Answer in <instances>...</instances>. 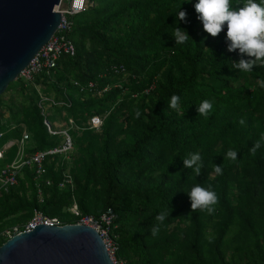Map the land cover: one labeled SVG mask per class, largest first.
<instances>
[{
  "label": "trees",
  "instance_id": "16d2710c",
  "mask_svg": "<svg viewBox=\"0 0 264 264\" xmlns=\"http://www.w3.org/2000/svg\"><path fill=\"white\" fill-rule=\"evenodd\" d=\"M90 2L72 17L76 55L62 56L50 73L32 81L16 79L0 95V147L25 130L30 152L60 144L62 137L50 134L44 123L37 84L70 101L64 107L83 127L80 139L78 129L70 130L75 145L69 160L55 155L40 180L34 179L35 169L26 167L19 184L0 193V221L25 213L30 218L19 223L24 227L37 209L68 224L79 219L70 210L74 202L95 216L112 207L117 256L128 264H218L204 254L199 230L219 217L221 241L239 220L250 236L221 264H264V141L255 155L249 151L264 135V88L256 83L264 79V68L240 73L229 66V59L241 57L238 50L227 51V27L209 36L197 18V0ZM180 9L186 10L187 22L177 21ZM176 26L188 32L187 43L176 45L171 33ZM115 66H124L126 73H115ZM75 80L96 82L97 90L82 92ZM106 86L107 91L96 93ZM174 94L180 97L179 112L168 106ZM205 99L212 103L206 117L197 111ZM94 115L103 116L100 130L90 128ZM229 149L237 152L235 160H225ZM16 150L17 145L1 165ZM78 152L82 157L75 166ZM196 152L203 161L198 176L183 166L184 158ZM217 164L222 174L212 176ZM67 170L74 185L62 188ZM25 181L28 188L20 191ZM196 184L217 193L212 214L191 211L185 190ZM161 212L167 214L163 222L155 219ZM187 220L199 227L184 230ZM153 227L159 229L155 236ZM3 231L0 246L7 240Z\"/></svg>",
  "mask_w": 264,
  "mask_h": 264
},
{
  "label": "water",
  "instance_id": "95a60500",
  "mask_svg": "<svg viewBox=\"0 0 264 264\" xmlns=\"http://www.w3.org/2000/svg\"><path fill=\"white\" fill-rule=\"evenodd\" d=\"M68 0H0V95L55 33ZM0 264H115L93 227L39 224L0 246Z\"/></svg>",
  "mask_w": 264,
  "mask_h": 264
},
{
  "label": "built area",
  "instance_id": "2783aa9c",
  "mask_svg": "<svg viewBox=\"0 0 264 264\" xmlns=\"http://www.w3.org/2000/svg\"><path fill=\"white\" fill-rule=\"evenodd\" d=\"M90 0H68L64 12L61 13L60 23L51 37V39L45 43L40 50L34 55L29 64L20 72L19 77L23 80L32 81L34 78L43 73H50L55 67H57L60 58L64 55L75 56L77 53V48L74 40L70 37V32L73 29V20L72 17L84 12L90 6ZM115 73H126V68L124 66L118 67L115 66ZM17 78V79H18ZM75 85L79 86L82 92L93 93L97 90V83L90 81L86 84H82L79 81L74 82ZM109 89V86H106L102 90H98L99 95L104 93ZM49 102L54 105L70 106V101H60L56 102L53 99H50L47 96H43L41 99L40 107L44 116V123L48 128L50 134L60 135L62 138L60 144L50 147L45 150H38L35 152H30L28 150V140L30 139V133L24 131L23 135L18 140H9L2 147H0V193L9 192L11 188L19 184V179L22 176L24 169L26 167L35 169V180H40L47 173L46 162L54 159L55 155H61L65 159H70V154L74 149V138L70 132L71 129L81 130L83 127H80L76 124L73 117H67V122L63 127L62 124L53 123L49 119V113L47 112L44 103ZM103 116L94 115L90 118L89 124L90 128L100 130L103 124ZM3 133L0 132V139L2 138ZM17 145V150L13 159L1 165V161L5 159L9 150ZM46 184H51L52 180L46 178ZM40 184V183H38ZM68 185H74L73 176L67 170L63 176V179L60 182V187L64 188ZM41 194V191H40ZM41 196V195H40ZM71 212L78 216V224H84L95 228L104 239L106 248L113 259L115 264H127V262L121 260L117 256V251L119 245L113 236L112 229L114 228L113 224L116 219V214L112 207L107 208L99 216L93 214H84L75 203L71 208ZM39 224L46 225H63L62 221L57 216H50L44 214L42 211L35 209L34 216L22 227L21 225H16L13 227L6 228L3 231V235L7 237V240L14 235L20 234L22 232H27L33 230Z\"/></svg>",
  "mask_w": 264,
  "mask_h": 264
},
{
  "label": "clouds",
  "instance_id": "9594fccd",
  "mask_svg": "<svg viewBox=\"0 0 264 264\" xmlns=\"http://www.w3.org/2000/svg\"><path fill=\"white\" fill-rule=\"evenodd\" d=\"M78 2H82V0H78ZM194 8L197 18L202 22L203 30L209 36L217 37L224 31L225 26L227 27V51L236 52L238 50L241 57L238 61L229 59L231 68L239 69L240 73H251L254 66L264 68V0H197ZM176 19L178 22H187L186 10L180 9L176 13ZM171 33L175 38L176 45L187 43L189 34L183 28L176 26ZM245 56L247 59L244 58ZM256 83L264 88V79H258ZM179 101V95L174 94L168 106L179 112ZM211 109L212 103L207 99L198 103L199 115L206 117ZM139 116L140 112L137 110L136 117L139 118ZM240 123L243 124L244 121L241 120ZM261 141H264V135L249 149L253 155L261 147ZM224 157L225 160H235L237 152L229 149ZM183 166L186 169H192L197 176L200 175L203 167L200 153H190L188 157L184 158ZM214 171L222 174L221 166L217 164ZM185 191L190 198L192 212L200 210L212 214L215 211L214 205L218 203V196L210 186L205 188L196 184ZM166 215L165 212H161L155 219L163 222ZM151 231L155 236L159 229L153 227Z\"/></svg>",
  "mask_w": 264,
  "mask_h": 264
},
{
  "label": "rangeland",
  "instance_id": "374dc122",
  "mask_svg": "<svg viewBox=\"0 0 264 264\" xmlns=\"http://www.w3.org/2000/svg\"><path fill=\"white\" fill-rule=\"evenodd\" d=\"M9 94H10V92H8L6 94V96L9 97ZM17 104L18 103H15L14 105H17ZM18 108H19V106H17L16 110ZM57 117H61V115L58 114ZM49 118H50V116H49ZM50 119L53 120V117H51ZM58 123L61 125L64 123V121L61 120V121H58ZM82 134H83V130H79L78 133H76V135H77L76 137L78 139H80L82 137ZM13 156H14V154L11 155V157H13ZM75 157H76V161H75L74 165L77 166L80 164V158L82 157V153L81 152L75 153L74 158ZM211 174H212V176H215L216 172L212 171ZM26 185L28 186L29 183L28 182L24 183V186H21L19 188V190L24 191L25 188H28ZM28 193H30V190L28 191ZM40 198H41V196H40ZM75 203L76 202H74V204ZM24 214L25 213H18L17 215L10 216L9 218H7L5 220L0 221V232H2L3 230H5L6 228H9L11 226L13 227V226L19 225V223L24 222L30 218ZM219 219H220L219 217H216L214 219L215 221L208 223L209 225L207 226V228L199 230V232H200L199 239H200V242L202 243V245L205 249L204 254L206 256H208L211 261H216L218 264H221V260L228 261L231 258L232 251H233L232 247L239 244L240 242H243V238H249L250 234L247 231H245L240 224H237V222H239V220H237L234 223V225L232 227H230V229L228 231H226L224 238H222V240L220 241L219 240V238H220L219 233H220V229H221V222L220 221L218 222ZM188 226H189L190 230L193 229L194 227L196 229L199 227L198 224L194 225L191 220L186 221V224L183 225V229L186 230L188 228ZM244 235H246L247 237ZM181 237L184 238L183 233L181 234ZM218 242L221 243L220 246H217ZM215 249L219 250L218 253ZM120 259L127 262L126 259H123V258H120ZM127 264H128V262H127Z\"/></svg>",
  "mask_w": 264,
  "mask_h": 264
},
{
  "label": "crops",
  "instance_id": "0c3cea01",
  "mask_svg": "<svg viewBox=\"0 0 264 264\" xmlns=\"http://www.w3.org/2000/svg\"><path fill=\"white\" fill-rule=\"evenodd\" d=\"M75 81H77V80H75ZM75 81H74V82H75ZM36 88H37V90H38V92H39V95H40V99H39V103H38L39 106H40L41 99L43 98V96H47V97H49L50 99L55 100L56 102H60V101H64V102H66L65 99H62V97L58 96L56 93H53V92H52V93L45 92L44 89H43V85H42V84H37ZM64 96H69V95H68V94H65ZM68 98H69V97H68ZM68 98H67V100H70V99H68ZM44 106H45L47 112L49 113L50 118L53 117L52 122L56 124V123H58V121L63 120L64 123L62 124V126L64 127L65 124H66V122H67V117L70 116L69 113H68V111L66 110V108H65L64 106H62V105H54V106H53V105L50 104L49 102L44 103ZM40 108H41V107H40ZM54 108H55V109H56V108L60 109V111L57 110L56 113H57V115L60 114L61 117H57ZM41 110H42V109H41ZM53 113H54V115H53ZM50 120H51V119H50ZM25 131H27V130H25ZM16 140H17V139H16ZM7 163H8V162H7Z\"/></svg>",
  "mask_w": 264,
  "mask_h": 264
}]
</instances>
